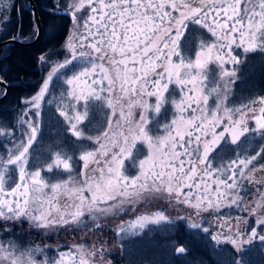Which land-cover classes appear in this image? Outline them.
<instances>
[{
    "label": "snow or ice",
    "instance_id": "1",
    "mask_svg": "<svg viewBox=\"0 0 264 264\" xmlns=\"http://www.w3.org/2000/svg\"><path fill=\"white\" fill-rule=\"evenodd\" d=\"M29 11L23 38L0 11V100L9 44L47 38L40 87L0 109L11 112L0 114V264H111L102 235L83 237L161 201L185 215L140 212L116 226L121 247L150 225L192 220L214 250L230 246L218 264L264 257V95L230 99L242 66L264 59V0H51ZM45 105L62 119L41 146ZM62 230L81 241L44 243Z\"/></svg>",
    "mask_w": 264,
    "mask_h": 264
},
{
    "label": "trees",
    "instance_id": "2",
    "mask_svg": "<svg viewBox=\"0 0 264 264\" xmlns=\"http://www.w3.org/2000/svg\"><path fill=\"white\" fill-rule=\"evenodd\" d=\"M38 9L41 5L47 6L51 3V0H35ZM15 11L11 10V18L14 22H19L22 25V37L29 36L32 33V27L30 26V11L27 4V0H15ZM23 5V9H21ZM43 29L47 30L48 21L51 19L46 13H39ZM2 27V25H0ZM47 44V38H42L38 43L31 46H24L20 44H9L6 51L9 53L7 59L3 61L7 70V79L11 82V87L6 99L0 101V109H11L13 107H19L20 98L33 94L39 87L44 71L38 66L36 57L40 54V50ZM260 58V56H255ZM19 77V79H17ZM256 95H264V87L256 93ZM47 109V108H46ZM44 109V111L46 110ZM5 117L11 118L10 111H4L0 113ZM43 135H46L43 133ZM55 133H48L46 135L47 140H42L41 146L51 142ZM165 208L167 204L163 202ZM175 228L170 226H150L151 233L165 241L163 246L172 247L173 258L177 260L174 264H218V261L225 259L230 250L228 245L216 246L214 250L215 242L211 240L210 236L201 231H187V227L184 223L175 221ZM160 226V225H157ZM148 230V229H147ZM17 234L20 229L17 228ZM149 231V230H148ZM33 234L31 233V236ZM132 237H128L123 242L121 247V240L118 234L110 236L109 240L117 245V252L121 253V264H148L145 260V251L134 246ZM185 246L186 253L178 254L174 251L176 247ZM164 259H171V256H165ZM253 264H264V257L259 252H256L252 256Z\"/></svg>",
    "mask_w": 264,
    "mask_h": 264
},
{
    "label": "rangeland",
    "instance_id": "3",
    "mask_svg": "<svg viewBox=\"0 0 264 264\" xmlns=\"http://www.w3.org/2000/svg\"><path fill=\"white\" fill-rule=\"evenodd\" d=\"M15 3V0H0V11H7V13L11 14V9L9 5ZM243 72H242V80H239L235 83V85L232 86V95L230 99L232 100L233 105H238L241 101L245 100L247 97L251 96H258L256 93L264 87V62L261 61L260 58L254 57L250 58L248 63L242 66ZM71 73H69L70 75ZM45 75V72L43 73L42 77ZM59 92V89H57V94ZM47 108V109H46ZM44 109V124L42 125L44 128V132L46 135L49 133H56V128L53 127V122L58 119V113H56L55 106H49L45 105ZM62 119V118H59ZM46 135H43V140L46 141L47 137ZM259 144V138H257V144ZM163 208L167 214L172 216L174 219L177 215L184 216L185 213L183 211L179 210H173L172 208L164 206L163 201L158 202L154 205H149L146 207H138L137 211H130L127 214L121 213L120 216L110 219L106 222V226L103 230V233L97 232L96 236L91 237H83L84 240H87L89 242L94 241L97 236L103 237L104 240L108 242V249H109V255L106 257V259L111 261V264H121V253H118L116 248L117 245L115 243H112L111 240H109L110 236H113V234H117L116 226L118 224H125L127 226L128 222H131L135 220L136 216L140 212H144L146 210L149 211H155L157 208ZM233 215H236L235 212L232 213ZM194 220L197 218H193ZM208 219H211L208 217ZM208 219H199L198 222L201 224V228L203 227H209L212 234H215V226L210 225L208 223ZM176 222L184 223L187 227V231H201V229H194L189 228L188 224L192 223V220H176ZM150 226H156V227H162L157 225H150ZM149 226V227H150ZM24 228H27V225H23ZM32 236L30 237L35 242H40L41 236L37 234L35 231L32 232ZM82 234L81 233H74V232H65L60 231L58 234H53L50 237L44 238V243L50 244V245H57L59 244L62 248H67L68 246H71L74 242L79 243L81 241ZM133 244L135 247L144 250L145 251V260L148 262V264H174L177 260L173 258V251L172 247L170 246H163V243H165L164 240H162L159 237L154 236L150 231L145 229L142 234H140L138 237H132L131 238ZM165 256H171V259H164Z\"/></svg>",
    "mask_w": 264,
    "mask_h": 264
},
{
    "label": "water",
    "instance_id": "4",
    "mask_svg": "<svg viewBox=\"0 0 264 264\" xmlns=\"http://www.w3.org/2000/svg\"><path fill=\"white\" fill-rule=\"evenodd\" d=\"M29 2H30V5H31V7H32V5L33 4H35L36 5V3H35V1L34 0H28ZM36 7H37V5H36ZM37 9H38V7H37ZM39 14V13H38ZM41 27H42V23H41ZM43 29V28H42ZM38 41H35V42H29V43H15V44H20V45H24V46H30V45H33V44H35V43H37ZM0 101H2V100H0Z\"/></svg>",
    "mask_w": 264,
    "mask_h": 264
},
{
    "label": "bare ground",
    "instance_id": "5",
    "mask_svg": "<svg viewBox=\"0 0 264 264\" xmlns=\"http://www.w3.org/2000/svg\"><path fill=\"white\" fill-rule=\"evenodd\" d=\"M35 1V0H34ZM35 3H36V1H35ZM27 4H28V7L31 9V5H30V2L27 0ZM36 5H37V3H36ZM38 7V6H37ZM41 18V17H40ZM42 21V20H41ZM42 28H43V25H42ZM24 37H28L27 35H25ZM23 38V37H22ZM39 42V41H38ZM37 42V43H38ZM36 44V43H35ZM34 45V44H33ZM31 46V45H30Z\"/></svg>",
    "mask_w": 264,
    "mask_h": 264
}]
</instances>
